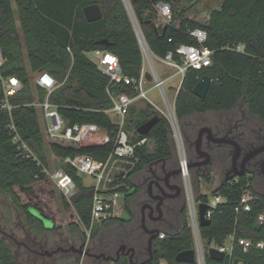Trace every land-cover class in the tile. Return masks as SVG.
I'll return each instance as SVG.
<instances>
[{
	"label": "trees",
	"instance_id": "16d2710c",
	"mask_svg": "<svg viewBox=\"0 0 264 264\" xmlns=\"http://www.w3.org/2000/svg\"><path fill=\"white\" fill-rule=\"evenodd\" d=\"M159 1L169 2L173 9V21L166 30L156 27L154 6ZM94 2L101 4L104 15L101 20L89 22L84 7ZM130 3L148 44L159 56L164 57L181 43L196 44L190 33L193 29L207 31L206 45L214 51L212 64L188 71L176 101L180 121L209 111H230L243 102L248 112L264 123V0H222L221 8L213 10L205 23L189 18L180 0H131ZM176 19H179L177 27ZM239 44H245L244 52L235 49ZM96 50L116 54L125 74L139 76L143 54L124 0H0L3 74L18 76L24 85L21 92L10 97L14 106L11 112L0 108V191L10 193L14 203L26 214L28 223L35 224L39 230L44 228V223L31 212L32 208L53 218L54 230L63 227L61 214L50 203L55 200V184L37 163L38 159L48 166L46 144L57 158L92 154L100 161H106L114 147L112 131L118 126L106 111L111 107L106 93L109 78L88 56ZM41 71L52 74L58 83L49 96L48 90L39 84H36L37 95L32 88L30 73ZM204 75H209L212 83L208 95L202 99L193 93V88ZM47 97L70 124L106 130L107 138L76 140L43 132L36 103L44 102ZM4 99L0 80V106ZM135 109L129 115L131 127L136 129L139 139L146 136L149 142L137 147L139 161L129 166L131 170L125 181L131 188L133 175L152 160L170 157L174 152L168 119L161 116L149 134L141 135L137 128L155 113L150 105ZM15 131L27 143L29 152L19 149V143L14 140ZM55 167L71 174L77 183L76 194L71 199L62 198L68 226L86 237L92 219L93 187L84 182L72 165L56 160ZM252 180L247 175L238 180H225L212 192V196L223 195L226 201L218 204L212 223L200 227L206 264H230V257L214 260L208 250L213 245H224L231 233L235 232L237 238L264 241V223L257 220L264 203H255L252 211H235L244 189L248 184L253 187ZM119 189L127 190L126 187ZM132 194L126 196V210L130 209ZM209 197V193H201L198 199L207 201ZM179 215L181 224L177 229H159L166 235L153 241L146 264H197L176 260L180 252L195 248L187 205ZM128 220L111 218L104 224ZM148 240L147 236V248ZM233 257L243 264H264V250L255 247L245 251L235 244ZM0 264H18L12 248L1 236ZM115 264L131 263L123 256Z\"/></svg>",
	"mask_w": 264,
	"mask_h": 264
},
{
	"label": "built area",
	"instance_id": "2783aa9c",
	"mask_svg": "<svg viewBox=\"0 0 264 264\" xmlns=\"http://www.w3.org/2000/svg\"><path fill=\"white\" fill-rule=\"evenodd\" d=\"M125 1L129 4V6L128 4L126 5L143 54V66L139 76L125 74L116 54L103 50L93 51L96 54L97 60L95 63L99 70L109 78L106 93L110 98L111 107L106 111L117 117L114 122L118 126L115 131H112L115 136L114 147L106 161H100L92 154H77L57 159L72 165L80 173H85L92 179V181L87 183L93 187L92 219L91 226L87 228L86 231L89 229V232H92L95 225L103 224L111 218L124 217L126 202L121 201L120 194L122 191L119 188L126 187L127 190L131 188L125 181L131 169L128 170L121 166L125 163L134 166L139 161V157L136 155L137 147L149 142V138L146 136L140 139L138 138L136 130L132 129L131 123L129 122V115L138 101L144 100L147 105H150L155 114L160 117H166L171 125V138L174 140L180 155L181 176L183 179V188L188 199V221L194 236L196 262L197 264H206V250L200 233L199 203H207L208 209L206 216L212 218V214L218 204L226 201V198L221 194H216L213 195L211 199L209 197L207 201H200L197 203L195 200L191 180V169L189 167L190 161L186 154L185 139L180 120L176 113V101L188 71L190 69H202L210 66L212 64V55L214 51L206 45L208 39L207 31L202 28H195L190 31V33L196 39V44L181 43L177 45L174 50L169 51L164 57L157 55L148 44L133 12L130 1ZM154 8L157 13V28H164L172 23L173 9L169 2L159 1L155 4ZM169 40L172 41L171 38ZM235 49L244 52L245 44H239ZM154 57L162 63L174 68V73L167 77H163L154 62ZM146 64L149 65L151 73H148ZM4 65L5 58L0 51V80L5 93V99L1 103L0 108L11 112L14 106L10 103V97L21 92L24 85L18 76L4 75ZM173 77H179L180 83L177 88L175 99L171 100L166 90V83ZM147 80L153 83L150 89L157 88L159 90L161 97L166 103L165 108L160 107L150 100L148 96L150 89L146 88ZM37 84L46 88L49 96L58 83L52 74L47 71H41L37 78ZM41 107L44 111L46 132L48 134L81 140L88 139L86 134L87 128L95 129V127H83L78 123L70 124L69 121L59 113L57 107L49 101L48 97L41 103ZM11 128L15 129L14 125H12ZM14 140L19 143V149H23L25 152L30 151L27 143L16 131ZM29 155L30 154H28V156ZM37 163L39 166L43 167L45 176L52 179L56 188L63 196L67 199H71L76 194L77 183L71 174L60 168L51 169L38 159ZM255 203H264L262 195L257 193L254 188L248 184L235 206V211L236 213L241 211H252ZM257 220L260 223H264V207L258 212ZM165 235L166 232H159L158 236L159 238H164ZM226 238L231 242L230 246L224 244L219 246L213 245L211 247H215L224 252L225 259L230 257V264H234L236 260L233 257V247L235 244L242 247L245 251L253 247L264 250L263 240L255 241L251 238H237L235 232L229 234ZM237 264H243V262L239 260Z\"/></svg>",
	"mask_w": 264,
	"mask_h": 264
},
{
	"label": "flooded vegetation",
	"instance_id": "af4514ba",
	"mask_svg": "<svg viewBox=\"0 0 264 264\" xmlns=\"http://www.w3.org/2000/svg\"><path fill=\"white\" fill-rule=\"evenodd\" d=\"M243 105L241 102L230 111L197 114L195 116L200 115V118L187 123L184 135L188 158L193 164L190 169L202 177L210 176V173L217 170L222 179L221 184L225 180H238L241 177L238 173L245 170L243 175L252 177L255 191L264 195V123ZM132 193L131 204H140V224L137 231L130 230L128 235H122L123 230H112L95 248L88 245L82 232L77 231L72 241L67 238V248L59 245L56 249L54 246L47 249L49 238L41 233L51 228L44 225L39 230L35 224L29 223L34 231L32 234L27 233L26 237L35 245L32 247L33 252L42 255L66 252L80 258L106 260L108 263H117L123 256L130 260L131 254L136 264L145 260L151 254L143 240L144 235L148 236L145 229L159 230L165 218H172L180 213L178 205L184 188L180 162L174 152L170 157L152 160L138 172L136 181L133 180ZM119 241L126 243L118 245ZM131 247L135 248L134 252H128ZM108 257L111 259H107ZM114 258L118 260L115 262Z\"/></svg>",
	"mask_w": 264,
	"mask_h": 264
},
{
	"label": "rangeland",
	"instance_id": "374dc122",
	"mask_svg": "<svg viewBox=\"0 0 264 264\" xmlns=\"http://www.w3.org/2000/svg\"><path fill=\"white\" fill-rule=\"evenodd\" d=\"M125 1V0H124ZM131 1V0H130ZM181 5L183 8L186 9V14L189 18L197 20L199 22L205 23L210 17V14L215 9H220L222 5V0H180ZM126 4H128L127 1H125ZM129 6V4H128ZM174 25L177 27L179 26V19H176L174 21ZM17 24L20 28V22L17 21ZM20 35L23 37V32L20 28ZM88 56L91 58V60L96 61V54L94 52H89ZM154 62L160 71L161 75L163 77H167L168 75L174 73L175 69L171 66H168L164 63H162L160 60H158L156 57H154ZM146 69L148 73H151L150 67L148 64H146ZM31 83L32 88L35 91V95H37L36 92V81H35V74L31 73ZM180 83L179 77H173L166 83V90L171 100L175 99L176 92L178 85ZM153 83L150 80L146 81V88L150 89L152 87ZM148 96L150 100H152L155 104L159 105L162 108L166 107V103L164 99L161 97V94L157 88H152L149 90ZM38 103V102H37ZM243 103V102H242ZM244 104V103H243ZM39 110V116H40V124L43 129V132L45 131L44 126V119H43V111L40 107L36 104ZM147 104L144 100L138 101L137 105L134 106L138 109L147 108ZM244 108L245 105H243ZM112 119H117V117L114 114H111ZM197 118H200L199 116H192L191 119H186L180 121V125L183 131L184 135V128L187 126V123L190 121H196ZM136 130L134 127L132 128ZM98 139L105 140L107 137V132L105 130H98ZM91 135H88L90 137ZM172 139V138H171ZM185 139V135H184ZM47 143V142H46ZM172 145H173V151L176 159L180 162V155L177 151L176 145L174 143V140L172 139ZM185 147H186V154H188V148L185 140ZM45 150L47 152V159H48V167L51 169H55L56 166V158L52 154L48 144L45 146ZM129 164H123L121 167L126 168L128 170L131 169L129 167ZM82 178L84 179L85 183H89L92 181V179L85 173H81ZM137 174L132 176V182L133 180L136 181ZM191 180H192V187H193V193L194 198L198 202L200 200L198 199V196L201 193H209L210 199L212 198V192L218 188L221 184V176L217 172V170L210 173V178L206 179L205 177L198 176L194 170H191ZM128 193H132V188L122 191L120 199L123 202H126V196ZM65 197L61 194V192L56 188L55 186V200L50 201L52 207L59 211V213L62 216L63 221V227L60 230H54L55 222L53 218L48 216V219L45 220V227L51 228L50 230H44L47 232H42L41 234H46V237L49 238L48 247L47 249L55 247V249L62 245L63 247H68V240L72 241L73 236H75L77 230L72 229L68 226L66 222V209L63 202V198ZM140 201V200H139ZM188 199L186 196V193L184 191L182 200L179 202L178 207L181 208L184 205H187ZM139 212H140V204L134 202L131 204L130 201V209L126 210L124 213V218L129 219L128 221H116L110 224L105 225L103 224H97L95 225L92 232H89V229L86 231V240L88 242V245L92 248L98 247L99 243L101 242V239L104 238V236L109 233L110 231L119 230L122 231V235H128V232L133 230H138L140 219H139ZM181 224V218L180 215L177 214L172 218H165L161 224L160 228L165 231L166 229L175 230L178 228V225ZM33 228L29 226L26 214L14 203L13 198L10 193L0 191V236L6 240V242L10 245L12 248L16 260L18 264H115V263H108L106 260H96L95 258H80L76 254H70L66 252H59L54 255H42L38 254L36 252H33L32 247H35V245L32 243V241L26 237L27 233H33ZM54 231V232H53ZM39 234V233H38ZM40 235V234H39ZM147 236H143V240L146 241ZM126 240V239H125ZM127 241V240H126ZM143 241V243H144ZM122 243H126L125 241H119L117 244L120 245ZM79 245L77 244V247ZM31 248V249H30Z\"/></svg>",
	"mask_w": 264,
	"mask_h": 264
},
{
	"label": "water",
	"instance_id": "95a60500",
	"mask_svg": "<svg viewBox=\"0 0 264 264\" xmlns=\"http://www.w3.org/2000/svg\"><path fill=\"white\" fill-rule=\"evenodd\" d=\"M84 14L86 19L89 22H95L98 20H101L103 18V9L101 7V4L98 2H94L91 4H88L84 7ZM167 29V26L164 27V30ZM212 83V78L209 75H204L194 86L193 88V93L198 96L199 98L204 99L209 92L210 86ZM160 121V116L155 114L152 118H150L148 121H146L145 123H143L142 125H140L137 128L138 133H140L141 135H147L151 132V130L153 129V127ZM222 141V140H220ZM193 166L192 163L189 164V167L191 168ZM245 173V170L242 172H239L238 175L242 176ZM207 203L205 202H200L199 203V217H200V225L203 226H208L212 223L211 218H208L206 216L207 213ZM31 212L37 217L39 218L41 221H43L44 225L45 220L48 219V216L45 215L44 213L36 210V209H31ZM146 233L148 234L149 237V249L151 250V247L153 245V241L158 237L159 235V230L158 229H145ZM125 247V246H123ZM135 248L131 247L129 248L128 252L132 251L134 252ZM209 255L212 259L214 260H218V261H223L225 260V253L220 251L219 249L215 248V247H211L209 249ZM119 258V257H118ZM117 259H113L115 262L118 260ZM107 259H111L110 257H108ZM176 260L178 262H196V253L194 249H190V250H185L180 252L177 257ZM148 262V259L139 262L137 264H146ZM239 262V259H236L234 264H237ZM130 263H133V258H132V254L130 255Z\"/></svg>",
	"mask_w": 264,
	"mask_h": 264
},
{
	"label": "crops",
	"instance_id": "0c3cea01",
	"mask_svg": "<svg viewBox=\"0 0 264 264\" xmlns=\"http://www.w3.org/2000/svg\"><path fill=\"white\" fill-rule=\"evenodd\" d=\"M91 59V58H90ZM95 62V61H94ZM31 73H33V74H35L36 76H35V81H36V84H37V78L39 77V74H40V72H31ZM30 73V74H31ZM57 87V86H56ZM55 87V88H56ZM54 88V89H55ZM53 89V90H54ZM41 103L42 102H38V103H36L39 107H40V105H41ZM41 109H42V107H41ZM42 111H43V109H42ZM108 114H109V112H108ZM155 115V114H154ZM111 116V115H110ZM43 119H44V126H45V131H46V119H45V116H44V111H43ZM113 120H115V119H113ZM98 130H103V129H98ZM86 134H87V136L88 135H91L90 137H88V139H92V140H96V139H98V138H95V137H98V133H97V128H87V131H86ZM99 141H102V139H98ZM53 154V153H52ZM54 155V154H53ZM54 157L57 159V157L54 155ZM58 160V159H57ZM56 168V167H55ZM230 241L226 238L225 239V244H227L228 246H230Z\"/></svg>",
	"mask_w": 264,
	"mask_h": 264
}]
</instances>
